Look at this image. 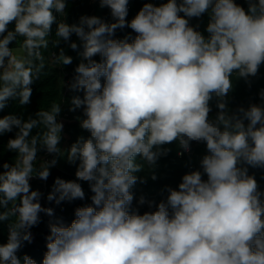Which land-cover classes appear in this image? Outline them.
I'll use <instances>...</instances> for the list:
<instances>
[{"label":"clouds","instance_id":"1","mask_svg":"<svg viewBox=\"0 0 264 264\" xmlns=\"http://www.w3.org/2000/svg\"><path fill=\"white\" fill-rule=\"evenodd\" d=\"M245 2H148L129 21V0H99L110 22L84 15L69 24L62 19L67 0H0V112L9 101L31 103L45 52L53 66L72 64L63 48L50 51L63 41L80 57L66 86L82 95L72 96L69 111L82 110L79 124L90 134L59 146L62 103L27 118L0 117V136L13 134L6 149L14 154L0 165V222H8L0 264H36L17 253L32 242L40 213L52 216L53 209L42 207L30 180L47 181L65 155L77 165L76 180L57 177L47 200H83L77 181H85L92 203L76 208L68 225L49 224L42 264H264V191L249 175L250 167L264 168V103L232 111L226 100L233 73L250 83L264 65V0ZM205 14L207 36L190 25ZM125 28L135 35L117 38ZM259 97L264 101V90ZM192 142L206 145L201 170L167 187L158 203L141 196L138 204L149 211L132 210V189L146 183L137 173L147 165L156 180L165 146L176 143L183 155ZM40 152L53 158L38 161Z\"/></svg>","mask_w":264,"mask_h":264},{"label":"trees","instance_id":"2","mask_svg":"<svg viewBox=\"0 0 264 264\" xmlns=\"http://www.w3.org/2000/svg\"><path fill=\"white\" fill-rule=\"evenodd\" d=\"M154 3L159 5L166 2V0H129L128 16L127 20H131L142 8L144 3ZM179 2V0H178ZM237 3L247 8L245 0H236ZM66 16L63 17L67 23H78L81 16H98L105 21H111L110 10L108 8H101L99 0L92 4L91 0H67ZM209 17L207 14L201 18H191L190 25L207 36L205 31ZM13 25H10L11 29ZM56 25L52 26V33L50 39L55 40ZM127 34H132V30L125 28L117 30L116 37L123 38ZM72 41L77 42L78 38L73 35ZM16 44L10 45L15 47ZM63 48L66 55L73 57L71 65L67 66H53L49 59L50 53L45 52V69L44 75L41 79L36 81L33 85V94L31 97V103L26 106H20L18 101H9L8 107L0 112V117L6 114H16L27 118L29 115H34L40 108L48 109L53 103H62V112L60 116L67 115L69 122L64 123V137L60 143L62 149H68L71 144L76 142L80 136L87 138L90 134L80 127L79 119L83 118L81 109L76 111H69L71 107V98L74 95H82V93H75L69 91L66 83L71 82L75 75V68L80 62V57L77 51H73L67 43L61 41L58 46H50V51L54 54H58L59 49ZM95 59L99 60V57ZM232 90L226 97L227 104L230 110L235 111L238 107L247 108L250 104H262L264 101L260 100L259 92L264 90V65H261L256 77H249V82H246L243 78L238 77L236 73H233L232 77ZM61 81L64 82V86H61ZM217 98L214 96L210 101L212 112L210 118H214L216 115ZM59 116V120H60ZM12 133L0 136V165L4 162H13L14 154L10 153L6 149L7 140L12 136ZM63 143H66V147H63ZM170 151L166 156H162L158 159L154 168L156 180L151 179L152 171H149L147 165H145L144 171L137 173L138 176L144 178L146 183H137L132 189L134 194V200L132 204V210L139 211L143 214L145 211H149L147 204L139 205L138 200L141 196H144L146 200L159 202L167 197V187L178 188L179 183L182 181V177L186 173L191 171L201 170L200 161L204 155L208 154L206 145L203 143L192 142L191 151L184 153L183 155H177L178 148L176 143L166 145ZM53 157L40 152L38 154V161L50 160ZM58 163L56 166L50 169V176L47 181H43L39 178H33L30 180L32 190H36L45 194V199L41 203L42 207L52 208L53 215L48 216L45 213H40V222L38 225L30 229L32 233V242H24V246L17 253L21 258L23 255H28L36 261V264H42L44 254L47 251L46 237L50 233L49 224L62 221L65 225L70 224L75 219V209L86 205H91V196L93 193L90 191L89 183L85 181H77L81 184L82 189L85 192V198L83 200H74L71 202L65 201L57 205L54 201L49 202L47 200L48 193L52 190V186L57 177L64 180H76L75 172L77 165L69 164L67 162L66 155L64 157H58ZM139 162V161H138ZM0 171H3L0 167ZM249 175H253L258 182L261 191H264V168H249ZM204 179H207L204 176ZM57 206H56V205ZM8 238V222H0V244L6 243Z\"/></svg>","mask_w":264,"mask_h":264},{"label":"built area","instance_id":"3","mask_svg":"<svg viewBox=\"0 0 264 264\" xmlns=\"http://www.w3.org/2000/svg\"><path fill=\"white\" fill-rule=\"evenodd\" d=\"M98 0H91V3L92 4H95L96 2H97ZM68 83H66V85H67ZM60 121H70L69 120V118H68V116L67 115H62V116H60ZM65 122H63V124H64ZM64 128H63V132H62V140H63V137H64ZM62 140H61V142H62ZM45 197V194L43 193L42 194V197H41V200H40V203H43V200L45 199L44 198Z\"/></svg>","mask_w":264,"mask_h":264},{"label":"crops","instance_id":"4","mask_svg":"<svg viewBox=\"0 0 264 264\" xmlns=\"http://www.w3.org/2000/svg\"><path fill=\"white\" fill-rule=\"evenodd\" d=\"M66 145H67L66 143H63V147H66ZM55 205H56V204H55ZM56 206H57V205H56Z\"/></svg>","mask_w":264,"mask_h":264},{"label":"rangeland","instance_id":"5","mask_svg":"<svg viewBox=\"0 0 264 264\" xmlns=\"http://www.w3.org/2000/svg\"><path fill=\"white\" fill-rule=\"evenodd\" d=\"M63 122H69V121H63Z\"/></svg>","mask_w":264,"mask_h":264}]
</instances>
